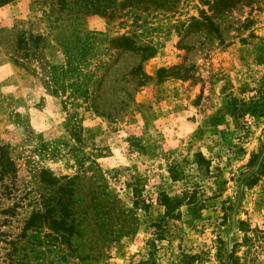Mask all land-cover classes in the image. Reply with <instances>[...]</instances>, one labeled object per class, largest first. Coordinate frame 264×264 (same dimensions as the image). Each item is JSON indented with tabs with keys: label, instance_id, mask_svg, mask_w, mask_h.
<instances>
[{
	"label": "rangeland",
	"instance_id": "obj_1",
	"mask_svg": "<svg viewBox=\"0 0 264 264\" xmlns=\"http://www.w3.org/2000/svg\"><path fill=\"white\" fill-rule=\"evenodd\" d=\"M87 1L0 3V238L38 211L32 264H220L244 221L264 264V0Z\"/></svg>",
	"mask_w": 264,
	"mask_h": 264
},
{
	"label": "trees",
	"instance_id": "obj_2",
	"mask_svg": "<svg viewBox=\"0 0 264 264\" xmlns=\"http://www.w3.org/2000/svg\"><path fill=\"white\" fill-rule=\"evenodd\" d=\"M8 0H3L0 3H4ZM150 2L155 3L156 5H159L165 9L171 8L174 6V3L176 0H148ZM240 1L242 4L246 1L250 0H235ZM91 8L93 9V12L99 13L100 15H104L106 12L111 13L112 8L110 5L107 6H98L97 3L93 4L90 0H88ZM143 2V0H128L125 3H128V6L130 5H137L139 3ZM199 4L202 6L207 7V11H218V10H227L230 7L234 6L233 0H198ZM247 2V3H248ZM246 4V3H244ZM113 5V4H112ZM114 7V5H113ZM225 10V11H226ZM201 13V22L197 21L195 19L193 20V23H200L208 28L209 30H215L213 24L210 22V18L205 15L204 12ZM162 72V69H159L157 71L158 74ZM199 158L202 159L200 155H198ZM264 170V164L261 166V172L259 174H262V171ZM11 171V164L9 159L6 157V155L2 152V147H0V180L2 179H9L8 177L12 176ZM159 203L161 206H163L165 213L168 215V213L173 208V204L170 201V199L162 195L161 199H159ZM10 208H6L4 213L10 212ZM49 214H41L38 211L31 212L27 219L25 220L24 226L21 230V233L16 235V237H5L3 239L0 238V264H32L33 262L40 259L41 256H43L45 253L39 251L37 248L40 245V241H38V237L40 236L39 232H32L33 227H35V223L37 220L42 219L43 221H48V224L53 223L54 225H63V217H59L60 221L50 218L48 216ZM50 228V227H49ZM30 230V234L26 235L25 231ZM52 231V229L50 228ZM239 231L242 233L241 240L235 242L232 245V248L230 252L226 255L220 256V264H253V261L246 259V253L248 254L250 250L253 248V238L257 237L258 230L256 229H249L248 225L244 221L239 222ZM54 233V232H53ZM56 235V234H55ZM251 235V236H250ZM255 235V236H254ZM42 237H49V235H42ZM56 239H64L62 236H56ZM48 244V243H47ZM244 248V252L241 256H238L237 253L239 252V248ZM43 248H47V245L43 246ZM250 261V262H249Z\"/></svg>",
	"mask_w": 264,
	"mask_h": 264
}]
</instances>
